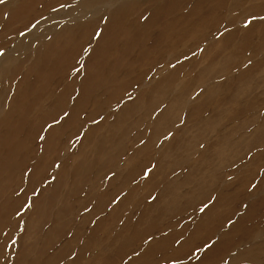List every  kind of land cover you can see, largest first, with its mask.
<instances>
[{
	"label": "rangeland",
	"instance_id": "374dc122",
	"mask_svg": "<svg viewBox=\"0 0 264 264\" xmlns=\"http://www.w3.org/2000/svg\"><path fill=\"white\" fill-rule=\"evenodd\" d=\"M223 1L0 4V264H264V0Z\"/></svg>",
	"mask_w": 264,
	"mask_h": 264
},
{
	"label": "snow or ice",
	"instance_id": "6c2138e0",
	"mask_svg": "<svg viewBox=\"0 0 264 264\" xmlns=\"http://www.w3.org/2000/svg\"><path fill=\"white\" fill-rule=\"evenodd\" d=\"M4 3H5V0H0V4H4ZM61 7H64V5H61ZM53 11H55V9H53ZM250 15H251V14H250ZM5 17H7V13H5ZM259 18L262 19V20H264V16H261V17H259ZM254 19H256V17H255V16H251V20H254ZM251 20H250V19H245V20H244V27H245V28L249 27V25H250V23H251ZM32 26L35 27L34 24H33ZM25 28H27V25H25ZM20 35H24V32H20ZM99 35H100V32H99V31L95 32V36L98 37ZM72 71L76 72V71H79V69H75V68H73ZM64 116H65V117L68 116V113L65 112V113H64ZM62 118H63V117H62ZM54 122H55V123H58L59 121H54ZM94 122H96V121H94ZM50 127H51V125H49V128H50ZM172 136H173V133H172L171 131H169V132L167 133V137H166V139H167V138H170V137H172ZM41 139H43V137H41ZM141 143L143 144L144 141H141ZM201 147H203V145H201ZM154 167H155V165H152V168H154ZM152 168H146V169H145V171H144V176H145V177H147L148 175H150V173H151V171H152ZM252 187L255 188L256 185L253 184ZM22 191H23V190H22ZM213 199H214V198H213ZM210 202H211V201H210ZM21 207H22V210H23V209H28V208L31 207V204H30V203H28V204H23ZM208 207H209V204H204L199 210H200L201 212H204ZM86 210H87V209H86ZM16 214H17V215H20V212L18 211ZM229 223H231V221H229ZM150 240H152V237H151V236H148L147 240H145L144 243H148V241H150ZM13 243H15V241H13ZM176 243L179 244L180 241H176ZM211 247H212V246H211L210 244H208L207 242H205L204 245H203V249H208V250H210ZM203 249L200 248V247H197V251H202ZM135 254H136V255H139V253H135Z\"/></svg>",
	"mask_w": 264,
	"mask_h": 264
},
{
	"label": "bare ground",
	"instance_id": "6f19581e",
	"mask_svg": "<svg viewBox=\"0 0 264 264\" xmlns=\"http://www.w3.org/2000/svg\"><path fill=\"white\" fill-rule=\"evenodd\" d=\"M223 1V0H222ZM221 2V1H220ZM224 2V1H223ZM255 2V1H254ZM22 3H23V1H22ZM155 3V2H154ZM262 3H264V2H262ZM235 4V3H234ZM263 5V4H262ZM132 6V5H131ZM220 6V5H219ZM117 8V7H116ZM261 8V7H260ZM125 9V8H124ZM169 9V11H170V8H168ZM112 10V9H111ZM115 10H117V9H115ZM210 10V9H209ZM116 12V11H115ZM108 14V13H107ZM114 14V13H113ZM154 14V13H153ZM156 14V13H155ZM119 17H120V15H119ZM117 19V18H116ZM123 19V18H122ZM152 19V18H151ZM124 20V19H123ZM122 20V21H123ZM149 21V20H148ZM152 21V20H151ZM155 21V20H154ZM178 21H179V19H178ZM144 22V21H143ZM149 24V23H148ZM147 25V24H146ZM150 25V24H149ZM131 26V25H130ZM154 26V25H153ZM189 27V26H188ZM58 29H59V27H58ZM89 29V28H88ZM155 29V28H154ZM76 30V29H75ZM107 30V29H106ZM178 33V32H177ZM196 33V32H195ZM40 34V33H39ZM162 34V33H161ZM174 34V33H173ZM185 34V33H184ZM153 35V34H152ZM175 35V34H174ZM158 36V35H157ZM156 38V37H155ZM186 38V37H185ZM75 41V40H74ZM176 42H178V41H176ZM156 43V42H155ZM123 44V43H122ZM130 44V43H129ZM163 44V43H162ZM146 45V44H145ZM146 50V49H145ZM153 50V49H152ZM65 51V50H64ZM72 51V50H71ZM63 52V51H62ZM127 55V54H126ZM72 56V55H71ZM58 65V64H57ZM59 66V65H58ZM57 67V66H56ZM154 79V78H153ZM87 82V81H86ZM67 84V83H66ZM158 84V83H157ZM159 92V91H158ZM153 93V92H152ZM82 98V97H81ZM165 99V98H164ZM62 100V99H61ZM155 103V102H154ZM151 105V104H150ZM127 106V105H126ZM4 111V110H3ZM74 115V114H73ZM19 123V122H18ZM6 125V124H5ZM28 247V246H27ZM30 248V247H29ZM34 249V248H33ZM44 252V251H43ZM23 255V254H22ZM27 256V255H26ZM24 257H25V255H24ZM49 260H50V258H48ZM23 260V259H22ZM37 261V260H36ZM48 260H46V262H47ZM34 262V261H33ZM30 263V262H29ZM21 264V263H20ZM45 264H47V263H45Z\"/></svg>",
	"mask_w": 264,
	"mask_h": 264
}]
</instances>
